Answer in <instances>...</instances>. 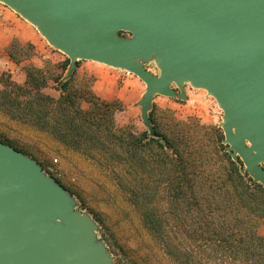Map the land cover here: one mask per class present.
Segmentation results:
<instances>
[{
  "label": "water",
  "instance_id": "1",
  "mask_svg": "<svg viewBox=\"0 0 264 264\" xmlns=\"http://www.w3.org/2000/svg\"><path fill=\"white\" fill-rule=\"evenodd\" d=\"M69 60L136 76L155 96L204 90L222 111V144L264 187V0H0ZM127 32L130 38H123ZM153 61L159 76L144 64ZM175 86L176 88H173ZM29 156L0 142V264H113L96 224Z\"/></svg>",
  "mask_w": 264,
  "mask_h": 264
},
{
  "label": "trees",
  "instance_id": "2",
  "mask_svg": "<svg viewBox=\"0 0 264 264\" xmlns=\"http://www.w3.org/2000/svg\"><path fill=\"white\" fill-rule=\"evenodd\" d=\"M26 48L19 58L12 47L7 54L19 64L34 55ZM24 73L23 85L0 77V142L51 171L110 228L129 264H264L257 234L264 187L221 152L216 128L176 121L165 133L150 112L153 136L138 133L117 125L120 103L100 100L91 88L70 91L72 78L62 77L52 78L55 98L44 93L49 73L32 66Z\"/></svg>",
  "mask_w": 264,
  "mask_h": 264
},
{
  "label": "rangeland",
  "instance_id": "3",
  "mask_svg": "<svg viewBox=\"0 0 264 264\" xmlns=\"http://www.w3.org/2000/svg\"><path fill=\"white\" fill-rule=\"evenodd\" d=\"M30 26L39 35L41 42H44L45 44L49 46L47 41L38 33L36 28H34L32 25ZM119 35L123 38L131 37L130 34L127 32H120ZM26 46H20L17 43H13L11 45L12 47L11 51L14 54V57L19 58V56L21 55V51L22 52L29 51L27 50ZM53 53H56V56L57 54H62L61 52L57 50H54ZM48 56H49V59H46L45 65L42 69L46 73H49L50 75L48 79V86L46 89H44V93L52 97H55V98L58 97V92L56 91L57 84L52 80V78H56V77L58 78L62 77L61 79L62 81L72 78L70 91H73V92L76 91L79 94H81L83 91H86L88 88H92L93 85L95 86V91L100 93L107 85H109V83L111 84L114 82H119L123 84V86L126 85L128 88H130V86L132 85L131 83L133 81L139 80L136 76H134L131 73L126 74L125 71H121L119 69H113V68H110V67L98 64V63H94V62L90 63L91 64L90 68H87L78 73L76 72V69H75L73 71L72 76L70 78H66V72H67L68 67L66 71H64L63 68H64L65 60L67 59V57L63 54L62 56L65 57L64 59L59 56L57 57L52 56V54H49ZM9 60L11 59L9 58ZM80 62H83V61H80ZM26 66H30V65H26ZM24 67H23V72H24ZM77 67H78V64H77ZM144 67L148 72L152 73L154 76H159L160 70L156 67L153 61L145 63ZM3 74L7 76L5 77V79H8V78L11 79L10 75L7 72L0 73V77ZM94 76H97L99 80H101L100 84H94L95 82ZM139 82L141 81L139 80ZM142 86H143L142 88V94H143L145 91V85L142 83ZM173 88H176V87L173 86ZM0 90H1V85H0ZM184 95H185V100H181L177 97L175 98H166L162 96L154 97L150 112H152V118L156 122V125L158 126L159 130H161L162 132L168 133L169 131H167V128L170 127L172 122H176V121L177 122H187L188 120H191L193 123L201 127L216 128L223 140L224 134H223L222 129L219 126V124L222 122V111L218 108V105L216 101L214 100V98H212L211 96H208V94L204 90L194 89L188 84L184 86ZM114 102L116 101L107 102V103H114ZM80 106L84 110L89 109V104L85 101H81ZM119 112H116L115 116L119 114ZM149 113H148V116H149ZM117 125L120 127H126L128 125H131L134 127L135 131L138 133H141L144 130H147L142 124L141 119L137 125L132 124V123L123 124V125H121L120 123ZM221 144H222V141H221ZM222 146L224 150H221V152L226 153L228 155V153L225 150L226 146L223 144ZM40 160H47V157L40 156ZM235 163L240 164L239 167L241 168V173H242V169L244 168L242 162L239 160L238 162H235ZM51 169L54 174L55 168H51ZM43 171L46 173V175L48 176L51 175V174H48L49 172L51 173V171H49L48 169H45ZM60 172L62 173L63 170L59 169L58 173L56 172V175L60 174ZM71 197L75 201L74 210L89 215V217L96 224L97 229L94 231V234L96 235V239L98 241H101L104 244L109 256L112 258V263L113 264H129L127 256L126 257L123 256L116 241L110 237L109 235L110 228H108L107 226H105L104 228L101 227L94 220L93 216L89 214L88 211L81 205L79 200H77L75 196L71 195ZM257 234L259 236L264 237V220L261 222V224L257 228Z\"/></svg>",
  "mask_w": 264,
  "mask_h": 264
},
{
  "label": "crops",
  "instance_id": "4",
  "mask_svg": "<svg viewBox=\"0 0 264 264\" xmlns=\"http://www.w3.org/2000/svg\"><path fill=\"white\" fill-rule=\"evenodd\" d=\"M13 43L20 46L30 45L33 48L34 55L29 60L19 64L13 63L7 56V51ZM54 50L44 42H41L39 35L35 30L17 14L9 8L0 4V73L7 72L11 80L19 85L25 82L23 67L30 65L37 69H43L46 59H49V54L56 56ZM57 56L65 58L62 54ZM56 56V57H57ZM93 62L83 61L78 62L76 72L90 68ZM95 77L94 84H100L101 80ZM128 88L126 85L119 82L109 83L100 93L95 91V86H92L93 94L102 101L120 103L123 107L122 111L115 116L117 124L123 125L132 123L137 125L140 121L141 111L138 102L142 97V83L133 81Z\"/></svg>",
  "mask_w": 264,
  "mask_h": 264
},
{
  "label": "built area",
  "instance_id": "5",
  "mask_svg": "<svg viewBox=\"0 0 264 264\" xmlns=\"http://www.w3.org/2000/svg\"><path fill=\"white\" fill-rule=\"evenodd\" d=\"M126 72V71H125ZM126 74H129V72H126Z\"/></svg>",
  "mask_w": 264,
  "mask_h": 264
}]
</instances>
